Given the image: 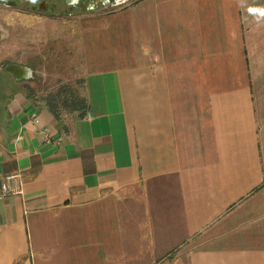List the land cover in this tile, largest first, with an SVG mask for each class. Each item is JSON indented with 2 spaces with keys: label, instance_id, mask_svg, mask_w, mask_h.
Instances as JSON below:
<instances>
[{
  "label": "crops",
  "instance_id": "crops-1",
  "mask_svg": "<svg viewBox=\"0 0 264 264\" xmlns=\"http://www.w3.org/2000/svg\"><path fill=\"white\" fill-rule=\"evenodd\" d=\"M259 9L136 0L72 15L81 96H2L0 184L20 190L0 196V264H264Z\"/></svg>",
  "mask_w": 264,
  "mask_h": 264
},
{
  "label": "rangeland",
  "instance_id": "rangeland-1",
  "mask_svg": "<svg viewBox=\"0 0 264 264\" xmlns=\"http://www.w3.org/2000/svg\"><path fill=\"white\" fill-rule=\"evenodd\" d=\"M95 1L98 0H87V6H75L70 15L58 14L56 17L33 15L29 11H10L11 24L0 31L3 35L0 40V59H4V62H0V121L4 120L3 93L7 95L17 87L39 96L54 93L59 100L69 94L70 90H75L81 96V80L75 66L72 70L71 63L68 62L65 48L64 30L67 22L72 15L81 16L101 9H113L132 0ZM259 1L261 9H264V0ZM93 3L96 4L94 8ZM261 21H264V16H261ZM53 28H58V33ZM13 62L30 67L31 76L16 79L5 69L7 64Z\"/></svg>",
  "mask_w": 264,
  "mask_h": 264
},
{
  "label": "flooded vegetation",
  "instance_id": "flooded-vegetation-1",
  "mask_svg": "<svg viewBox=\"0 0 264 264\" xmlns=\"http://www.w3.org/2000/svg\"><path fill=\"white\" fill-rule=\"evenodd\" d=\"M87 3V0H80L77 5L72 3L71 9L67 8L62 3V0H0V31L8 28L11 24L9 22V13L11 10L20 12L29 11L33 15L56 17L58 14L70 15L75 6L85 4L87 6ZM95 3H100V0L95 1ZM95 3H93L94 5L92 4V8L96 5ZM1 39H3V35L0 32ZM0 62H4V59H0Z\"/></svg>",
  "mask_w": 264,
  "mask_h": 264
},
{
  "label": "water",
  "instance_id": "water-1",
  "mask_svg": "<svg viewBox=\"0 0 264 264\" xmlns=\"http://www.w3.org/2000/svg\"><path fill=\"white\" fill-rule=\"evenodd\" d=\"M80 0H62V3L67 7L72 9V3L77 5ZM105 2L106 0H102ZM116 2H121L122 0H115ZM5 69L10 71L16 79L29 78L31 76L32 70L30 67L18 64L9 63L5 66Z\"/></svg>",
  "mask_w": 264,
  "mask_h": 264
},
{
  "label": "built area",
  "instance_id": "built-area-1",
  "mask_svg": "<svg viewBox=\"0 0 264 264\" xmlns=\"http://www.w3.org/2000/svg\"><path fill=\"white\" fill-rule=\"evenodd\" d=\"M32 117H33L32 121L34 124L39 123V119L37 116H32ZM46 138L49 139L48 134L46 135ZM15 178L16 177L14 175H8L6 177L7 182L0 184V196H3L7 193H16L20 190L19 185L12 183L13 179H15Z\"/></svg>",
  "mask_w": 264,
  "mask_h": 264
},
{
  "label": "trees",
  "instance_id": "trees-1",
  "mask_svg": "<svg viewBox=\"0 0 264 264\" xmlns=\"http://www.w3.org/2000/svg\"><path fill=\"white\" fill-rule=\"evenodd\" d=\"M132 1H136V0H132ZM49 97H50L49 102L47 103L48 108L55 116L58 117L59 113H60L59 112L60 108H59L58 103H56V97H54V96H49ZM65 102H66V98H64V99L62 98L61 103L65 104Z\"/></svg>",
  "mask_w": 264,
  "mask_h": 264
},
{
  "label": "clouds",
  "instance_id": "clouds-1",
  "mask_svg": "<svg viewBox=\"0 0 264 264\" xmlns=\"http://www.w3.org/2000/svg\"><path fill=\"white\" fill-rule=\"evenodd\" d=\"M261 16H264V9L257 10Z\"/></svg>",
  "mask_w": 264,
  "mask_h": 264
}]
</instances>
